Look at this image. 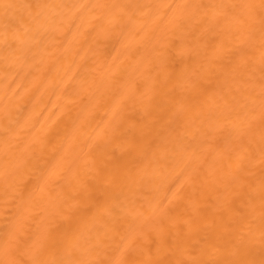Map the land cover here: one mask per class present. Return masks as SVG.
<instances>
[{"label":"bare ground","instance_id":"bare-ground-1","mask_svg":"<svg viewBox=\"0 0 264 264\" xmlns=\"http://www.w3.org/2000/svg\"><path fill=\"white\" fill-rule=\"evenodd\" d=\"M0 264H264V0H0Z\"/></svg>","mask_w":264,"mask_h":264}]
</instances>
